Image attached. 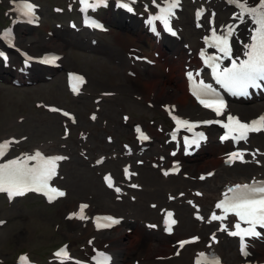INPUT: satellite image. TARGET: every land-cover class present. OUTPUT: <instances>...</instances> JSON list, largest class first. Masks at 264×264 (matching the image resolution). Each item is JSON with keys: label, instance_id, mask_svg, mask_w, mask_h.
I'll return each mask as SVG.
<instances>
[{"label": "rangeland", "instance_id": "rangeland-1", "mask_svg": "<svg viewBox=\"0 0 264 264\" xmlns=\"http://www.w3.org/2000/svg\"><path fill=\"white\" fill-rule=\"evenodd\" d=\"M34 1L43 8L44 21L41 27L37 28L34 32L35 38H39L41 41L34 43V41L29 38H23V40H21L19 37L20 47L34 56L47 53L49 51V47H47L48 41L55 39L50 37L52 31L55 34L53 37L56 36V32H62L67 35L66 39L78 40V46L76 49L70 47V53L62 60L61 69L56 71L46 69L47 72L41 73V80L38 84L35 83L34 85L16 87L12 84V80L10 79L5 83H1L0 140L10 136L26 138L20 145H16L18 148H16L15 153L22 150L31 151L33 148H40L46 145L47 148H45L48 149L45 151L46 153L59 152L70 156L71 160L64 164L58 180V183L68 191V196L54 205L46 204L44 200L39 197L19 199L12 204H9L6 198L0 197V221H5V225L0 226V259L3 260L4 264H14L17 256L23 252L28 253L35 261L48 263L52 260V251L63 243H68L70 245L76 257H83L82 255L84 252H91L94 246L100 249L101 247H105L103 243L106 239L103 241L102 238L101 242L95 241V239L98 238L95 231L87 233L88 227L85 223H77L67 217V211L64 210L68 209L67 207L76 208L80 202H88L91 205L92 213L108 212L116 216H123V218L132 222L135 221L134 218L131 217L133 214L127 213L121 205H131L133 210H138L139 206L142 204L149 210H159V208L165 207L164 203L160 200L159 194H149V192H130L127 197L124 198L123 202H117L112 191L110 192L106 189L103 184V173L105 171H114L115 169L110 168L108 164L103 168L95 169L92 164V161L103 153H106V156H111L113 153L111 152L112 150L108 152L95 150L92 152L86 149L90 146V134L89 140H83V133L89 130L79 125L75 126L68 121H66L68 124L63 125V120L65 121V119L62 118L60 114L52 113L49 107L58 106L69 110L75 114L77 123L79 122L80 115H83L86 120L90 121L92 110L96 108V105L98 108L101 107V111L99 113L97 112L98 119L96 122L91 121L93 128L96 127L94 130L95 132L98 128L107 126H110L109 129H114L117 122L120 123L125 131H128V133L121 137H119L114 130H111L110 134H105L104 132L100 134L102 142L107 143L109 147H115L120 154L125 151L122 143H126L127 140L133 141L134 135L132 126L136 123H142L141 125L144 126L145 130L150 135L160 138L162 144L167 134L164 136L159 131L164 128L167 131L170 127L164 116L165 112L163 107L166 104H174V102H176L174 99L176 98L163 97L164 99L155 100L152 98L151 94L157 90L156 88H159L162 83L163 87L159 91H166L168 83H165L164 80L165 76H168V80L172 83L176 81L175 84H177L179 80L180 83L178 85L182 89L180 100H186L187 91L186 82L183 77L184 72L188 70L189 66L187 65L189 64V57L193 55L196 56L197 49L201 46L199 38L202 32L194 28L193 0L186 1L185 9L177 23L181 31L182 40L174 41H176L183 51L184 61L181 62L177 70L173 71L170 63L165 59L166 56L171 58V55L166 52H163V55H161L160 47L150 50L143 47L139 50L138 48L142 46L140 42H138V38H136L138 35L135 34L131 35L130 38L124 35L126 39L122 40V42L118 41L119 37H116L115 34L121 30L119 29L117 21L121 22L122 19L118 13H113L114 17L112 23L109 24V22L106 21L109 27L107 33H77L67 27H60L61 24L69 26V20H76V22L79 23L74 13H69L65 10L68 4L73 3V0ZM213 4L216 9H218L220 17L218 20L221 23L227 22L231 10L226 9L225 4L220 2L216 1L212 3V7ZM12 7L11 0H0V30L9 26V20L11 21L13 17L10 12ZM54 7L59 9L63 8L65 13L60 14L59 11L53 10ZM105 14L106 12L102 14V17L105 16ZM125 18L130 20V22H132L133 19L138 20L139 26H141V21L138 18ZM192 33H194V35ZM143 35H146V31L143 32ZM82 38L87 39L85 43L81 42L80 39ZM160 44L161 43H159V45ZM185 47H187V49ZM135 55L138 57H143L142 55L149 56L153 62L162 60V64L160 66L155 64L148 65L146 62L136 60L134 58ZM14 57L18 58L15 53L13 54V58ZM20 61V58H18V64H20ZM14 65L13 63L12 66ZM10 70H13V67ZM67 71H76L87 76L88 80L82 96H73L67 90L65 82V74ZM133 72L136 75L135 77H132ZM47 74L49 77H52V79L45 80ZM147 80H150L148 82L150 83L149 87H145L144 84ZM137 81L144 85L142 90L133 89V83L137 84ZM102 93H109L111 96H107L105 100L95 105V100L100 98L99 96L102 95ZM84 100L86 102L89 101L91 107L87 108L80 103L82 101L84 102ZM155 107H157V109H155ZM185 107L189 108L190 106L189 104H185ZM108 111L110 116L107 115ZM179 114L187 116V114L183 113L180 109ZM123 115H128L129 120L125 121ZM188 118H192V116H188ZM242 118L246 119V116L243 115ZM159 125L160 127H158ZM65 127H71L69 138H63ZM160 134H162V136ZM79 135L82 139H80ZM109 136H112V138ZM108 139L111 140V142H109ZM55 140H59L56 148L52 146ZM77 143L78 145H76ZM158 144L159 142H156L153 145ZM213 144L217 145L216 142H212L205 148L206 150L204 149L203 156L205 155V151L209 152ZM262 146L264 147V142ZM81 149H84L85 155L80 153ZM159 154L160 153L154 152L150 157L152 159L155 156H160ZM249 157L250 155L248 159ZM87 158H90V160L87 161ZM112 160L116 161V159ZM135 160L133 162H135ZM254 163L258 167L253 166L250 169L247 174V179L254 174L256 168H259L258 161H254ZM84 164L86 165L84 166ZM121 164L123 165L124 162L117 164V170L119 171H121ZM146 165L149 166V164ZM200 165H203L204 168L196 172L195 180L197 179V174L212 171L213 169L221 170L222 172L223 170L225 171L221 166L222 156H218L217 160H213L210 163L202 162ZM237 166L238 165L231 168L227 167V170L234 173L238 170ZM147 170L149 169L146 167L144 172H148ZM152 173L156 175L155 172ZM218 175L219 171L217 175L207 183L199 182L200 187L192 186L191 189L197 190V188H202L207 184H219ZM140 176L137 178V181ZM154 179L156 186H158L157 182L162 179L167 182L176 180L188 181L190 177L186 178L184 175H180L171 178H161L160 175L157 174V177L154 176ZM145 187L147 186L145 185ZM171 193L172 192L165 191L161 195L167 200L166 198H168V195ZM129 194H135L137 197L145 195V197L143 200L134 203L130 197H128ZM112 198L115 204L111 202ZM104 200L105 205L109 204L111 206L103 205ZM151 204H156L158 207L153 209L151 208ZM211 205L212 203L209 204V208ZM161 216L158 215L157 217L161 218ZM136 218L141 221L140 223L143 227L146 220H148L149 223L155 221V218L145 215H136ZM192 218L193 215L191 213L190 219L192 220ZM195 225H197V223ZM134 230L133 226L129 224L119 229L120 233L122 232L123 235L130 231L134 233ZM191 230L193 229L184 228L180 220V225L178 227L180 235L177 236L176 239L186 238L192 235H202L205 236L206 239V235L209 234L212 229L206 227L204 232ZM66 231L70 236L65 234ZM133 235H135V233ZM107 236L111 235L108 234ZM137 237L138 238L131 239L130 241L126 239L123 240V242L128 244L125 248L127 249V247H129L130 250L137 254L134 256H126L125 259L127 261L124 264H186L192 261V257L189 258L188 256L192 248L185 250L180 257L182 260L175 263H168V261L172 259L161 260V257L165 256L163 255L164 253L156 251L146 253L148 257L152 254L157 255L158 259L153 260L151 257L147 259L145 255L143 256L145 258L141 259L140 256L143 254V251L146 250H136L135 246L138 240H140V234ZM173 240H175V237H173ZM224 240L225 242L222 241L221 246H223V244H229L233 247V252L228 254V256H231L233 259V254L238 251L236 241L233 242L230 239ZM263 242L264 240L255 244L254 247L264 248ZM165 243L168 245L170 241H165ZM228 250L229 249L226 251ZM132 251L128 250V252L133 253ZM175 258L178 257L175 256ZM223 259L224 262H227L226 258L223 257ZM257 261L264 262V255H260ZM70 263L74 264L73 262Z\"/></svg>", "mask_w": 264, "mask_h": 264}, {"label": "bare ground", "instance_id": "bare-ground-1", "mask_svg": "<svg viewBox=\"0 0 264 264\" xmlns=\"http://www.w3.org/2000/svg\"><path fill=\"white\" fill-rule=\"evenodd\" d=\"M257 3L258 0H255ZM229 9V8H228ZM223 10V8H222ZM234 12V11H233ZM106 20H108L110 23L113 22V14L112 12H107L106 16H105ZM119 24V29L121 31H119L118 33L115 34L116 37H119L118 41H121L126 39L125 36H127V38H130L131 35H138L136 38H138V42H140L142 47H147V49H158L159 47L161 48V55H163V52H166V49H169V55H171V58H168V56L165 57L166 61H168L171 65V69L173 70H177L178 66L181 64V62L184 61V54L183 51L180 49V46L174 42V40H169L166 43V40L168 38H161L160 39V45L153 41V40H149L148 42H146L145 40V36L143 35V32L141 30V27L139 26V22L138 20H134L132 22H124L122 21L121 23L118 22ZM37 26L34 27H28V26H20L19 28V37L21 38V40H23V38H29L32 41H34V43L41 41L39 38H35V30ZM194 35V33H192ZM125 35V36H124ZM66 34L65 33H59L56 32V36L52 37L55 39L49 40L47 43V47H49V51H54L55 53L61 54L62 56L66 57L68 55V53H70L71 48L72 49H76L78 46V40H68L66 39ZM20 40V39H19ZM82 43L86 42V38H82L80 39ZM72 41V42H70ZM172 42V43H169ZM174 42V43H173ZM166 46L168 48H166ZM71 47V48H70ZM139 47V48H142ZM166 55V54H164ZM191 63L195 64L197 63V60L194 58H191ZM162 64V60H157L156 61V65L160 66ZM144 70V68H143ZM44 69H38L37 68L33 71V76L30 80L33 81V83H38L41 80V73H43ZM138 73H141L140 71H137ZM8 73L9 75H12V72L10 70H3L2 65L0 66V75L1 77L5 76V74ZM3 75V76H2ZM168 75V74H167ZM145 76V75H144ZM144 78V77H143ZM150 80H147L146 82H144L145 87H149L150 83H148ZM165 83H168V86L166 87V91L162 92L159 91L163 86V83L160 85V87L156 88L157 90L156 93L154 90V92H152V98H154L155 100H160L161 98L165 97V98H172L175 97L176 99H174V104L178 105V108L185 114H187V116H192V117H196V118H192L193 120L196 119H201L198 118L197 116H201L202 112H204L203 110L200 111L197 109V105L194 103V101L191 99L190 96H187L186 100L182 101L180 100L181 94H182V89L180 88V86L178 85L180 82L178 80V83H176V81H173V83L171 81L168 80V76H165ZM23 82H26V80H24ZM141 82V81H140ZM143 86L141 83H139L137 81V84L133 83V89H139L142 90ZM120 91V90H119ZM135 94V93H134ZM264 97L261 98V100ZM164 99V98H163ZM259 99H255L253 101H251L250 103L252 105L249 106H243V108H238L236 107L234 110L237 112V114H241L244 116H248L249 118L252 117H259L262 113H264V102H259L261 100ZM83 106L89 108L91 107V103L89 101L87 102H81ZM242 103V102H241ZM185 104H189V108L185 107ZM197 107V108H196ZM155 109H157V107H155ZM110 111V110H109ZM109 111L107 113L108 116L109 115ZM234 111V113H235ZM124 116V115H123ZM115 117V116H114ZM79 125L81 127H83L84 129H88L90 127H92L90 121L86 120L84 118L83 115L79 116ZM110 127V126H109ZM109 127H103V128H98L97 132H99L98 136L93 137L92 143L95 144V149L100 150V151H107L108 149L111 150H115L113 153H116V148L115 147H107V145H105L101 139H100V133L104 132L105 134H110L111 130H114L117 135L119 137L123 136L124 134L128 133V131H125L124 128L121 127L120 123H116L115 128L114 129H109ZM210 134H211V138H212V142H216L215 141V137H214V133H213V128L210 130ZM161 135V134H160ZM162 136V135H161ZM108 137V136H107ZM256 142L253 143V147L258 148L260 147V145L264 142V138L262 136L257 137L256 138ZM155 141L159 142L158 145H153L151 142V146L149 149L148 154H152V153H160L159 155H163L167 152L168 147L170 146V144L165 141V143L160 142V138H158V136H155ZM59 140H55L53 147H56L58 144ZM45 146V145H44ZM91 149V148H89ZM231 149L227 148V144H219L217 142L216 144H213L210 149L209 152L205 151V155L200 157V158H195L197 156V154L192 157V158H186V161L184 163L183 166V171L181 173H179L178 176L180 175H184L186 178H189L190 176V180H176V181H164L163 179L159 182L155 183V179L154 176L157 177V174L159 175L158 172H155L154 170L150 169L147 170L148 172H143L140 171L141 173H143L142 175V180L140 182V189L149 192V194H159L160 196V200L164 203L165 207H170V206H174L177 211H178V216L179 219L181 220L183 227L184 228H190L193 229L191 231H199L201 230V232H204V228H205V220L204 218L200 219L199 221H195V220H191L190 216L191 213L193 212V209H191L190 206L187 205V202H197L200 206H202L203 208V212H205L206 210H209V204L213 203V209L212 211L216 212L217 208H216V204L218 203L217 200L222 197L223 195L228 193V189L231 188V186H233L235 183H248L249 179L248 178V172L250 171V169L253 167V159H250L249 161H242L241 165L242 166H237V171L232 173L229 170H227V166H225V162L222 161V168L225 169V171L223 170V172L221 170H217V169H213L215 171V176L217 175V172L219 171V184L213 183V184H207L202 188H198L197 191H195L194 189H191L192 186H199V182H197V180H195V174L197 171H200V169L204 168L203 165H200L202 162H211L213 160H217L218 156H221L222 154L230 151ZM254 151H256V149H253ZM166 151V152H165ZM257 156V160L262 161V156L261 154H258L257 152H255L254 156H251L250 158H253ZM158 158V157H157ZM170 159V158H169ZM175 160H179V158H174L171 159V161H175ZM224 160V159H223ZM78 163V162H77ZM159 163V162H157ZM251 165V166H248ZM117 162L113 161L110 165V167L112 168H116ZM209 165V164H207ZM85 166V164H84ZM162 167L165 166V164L161 165ZM220 167V166H219ZM262 168V167H261ZM117 169V168H116ZM72 171V170H71ZM70 171V172H71ZM152 172H155V174H153ZM210 172V171H208ZM205 172V173H208ZM190 174V175H189ZM200 174H197L196 177H198ZM117 179H119V176H116ZM160 177H162V175H160ZM256 177V178H253ZM261 177H264V169H259L256 168L254 170V174L250 177L254 180H257ZM171 178V177H169ZM251 180V179H250ZM157 181V179H156ZM209 180L207 179L205 181V183H207ZM148 185V188L143 189V184ZM165 191H169L172 192L171 195H169V197H174V200L172 201V203H170L169 201L165 200L162 197V193ZM201 193H198V192ZM167 199V198H166ZM103 205H105V200L103 201ZM105 206H111L109 204H106ZM212 206V205H211ZM121 207L123 209H125V211L130 212L131 214H133V210L128 209L124 204L121 205ZM65 209L64 211H73L76 208H69ZM162 208V207H161ZM158 210V209H156ZM156 210H149L146 208H143L141 210H134V215L137 216H149L152 218L157 217L158 215V211ZM72 212H70L71 214ZM88 213V211H87ZM197 213V211L195 212ZM96 214H108L105 212H96ZM218 213L216 212V215ZM88 214H86L84 216L83 219H81L82 222L86 223V218H87ZM131 217L134 218L133 215H131ZM157 219V218H155ZM127 222L124 221L123 224L125 225ZM140 222H138V224H134L133 226H135V235H133V233H128L126 235H123L122 232L120 233L119 231V227L113 229V232L108 233L110 231H101V232H97V241H103L106 239V241H104V246L107 247L109 249V251L111 250V252H113V257H114V264H124L126 262L125 257L126 256H134L137 255L134 251L130 250L129 247H127V249L125 248L126 245H128L126 242H123L124 239H126L127 241H130L131 239H136L138 238L137 236L140 234V240H138V243H136V250H142L145 249L146 251H143V254L140 256L141 259H144L145 257H143L144 255L146 256V258H153V260L158 259L157 255H149L146 252H162L164 253L163 255H165L164 257L161 258H165V260H169L170 259V255L174 254V248L177 246V243H175L174 241H172V239L170 240V243L167 245L165 243V238L168 239L167 236H161L160 233L158 231H152L146 228H143L141 225H139ZM146 223V222H145ZM144 223V224H145ZM154 223V221L152 222ZM156 223V222H155ZM197 223V225H195ZM129 225H132L129 223ZM213 226V225H211ZM75 229V228H74ZM93 230V224L90 222L89 224V228H88V232H91ZM115 231V232H114ZM214 230H212L213 232ZM65 234H67L68 236L69 233H67V231L65 232ZM108 234H110L111 236H107ZM189 237H194V235L189 236ZM186 237V238H189ZM181 240V239H179ZM177 241V240H176ZM112 247V248H111ZM188 248H192L190 250V254L188 255L189 258L193 257V260L191 261V263H186V264H197L196 263V258L200 255V254H208L210 256L213 255V253H217L218 255H223L227 262L226 264H233V263H243L245 261H256L257 258L264 254V248H255V249H250L249 254L247 255V258L244 259V256H242L240 253H235L233 254V259L231 256H228L229 253L233 252V248L230 245H223L221 246L220 243L218 244H211L209 245L208 243L205 242V238H201L198 240V242L194 245H190L188 247H185L182 251H185ZM227 249H229L228 251H226ZM132 251L131 252H128ZM123 254H124V259H123ZM182 258H172L171 261H168V263H175L178 261H181ZM201 264H206V263H201Z\"/></svg>", "mask_w": 264, "mask_h": 264}, {"label": "snow or ice", "instance_id": "snow-or-ice-1", "mask_svg": "<svg viewBox=\"0 0 264 264\" xmlns=\"http://www.w3.org/2000/svg\"><path fill=\"white\" fill-rule=\"evenodd\" d=\"M102 2V0H101ZM230 3L235 4L241 11L238 13L237 18L243 20L247 15L250 17L255 25L253 34L251 35V43L245 44L244 47L248 49L245 52L247 57L244 60H240L239 63L235 59L231 62V67H225L221 70L220 65L215 61L219 58L210 57L205 63L212 61L213 76L218 84L225 88L233 90L238 94H247L249 87H258L257 81H264V0H258L257 5L249 4L248 0H229ZM81 3L85 7H95L97 5L91 4L88 0H81ZM179 4V0H170L166 8H162L161 15L154 17L155 20L163 21L165 28H168V17L173 15V9ZM26 10V14L31 15L34 12V5L26 3L23 5ZM131 10V9H129ZM151 22V21H150ZM99 26V25H93ZM234 29L229 26L226 34L217 35L216 30L212 31V45L217 47L218 50L224 54V57L231 56V45L229 38L233 35ZM201 55H204L201 53ZM0 57H4V53H0ZM52 62V61H48ZM189 77L192 76L188 73ZM199 91L202 94L210 95L214 93V89L209 84L200 82ZM201 103L205 107L214 108L217 115L222 114L223 102H209L202 99ZM67 115V113H65ZM176 119L175 117H173ZM228 123L223 127L228 129V134L222 136V140L229 139L231 136L236 140H244L247 138V133L252 131H260L264 129V117H261L258 121H253L251 125L241 123L239 120L229 116ZM178 124H183L192 130L193 125L187 121L177 120ZM205 123H213V121H205ZM139 131V129H137ZM143 139H148L147 136H143ZM199 139H204L203 133L199 134ZM191 143L197 144V140H192ZM8 142L0 144V157L5 156V150L8 148ZM242 158L238 153H233L232 158ZM62 156H44L40 152H36L33 156H28L24 159H12L7 160L5 163L0 164V192H6L9 198L16 196H23L28 191H42L49 200L53 199L49 193H54L56 196H63L65 193L54 187H50L49 181L56 175L57 161L63 160ZM28 161H36L35 165H29ZM127 172V169H125ZM109 186H112L111 178L106 177ZM119 191V189H116ZM232 195L225 196V199L216 204V208L222 209L224 215L218 216L215 213L212 214V220L226 219L229 213H233L239 218V221L248 225L247 228L241 227V223H236L234 228L236 231H231L229 234L232 236H239L241 239V251L243 254H247L245 249V237H257L261 235V232L257 231V227L264 229V182H253L252 184L236 185L234 188L228 190ZM88 207L82 205L80 209L79 218L83 219V210ZM168 219L165 221L168 224V231H171V225L176 221L172 219V213L167 214ZM106 220H111L112 223L118 221L113 220L111 217H106ZM189 243V241H182L181 246ZM57 255H67L66 252L57 253ZM203 256V254H201ZM21 264H27V257H21ZM211 264H218L217 261L211 262Z\"/></svg>", "mask_w": 264, "mask_h": 264}]
</instances>
